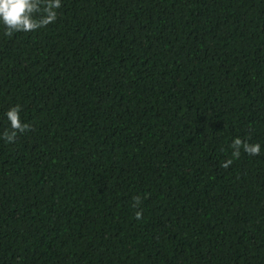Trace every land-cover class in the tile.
Listing matches in <instances>:
<instances>
[{"label": "trees", "instance_id": "1", "mask_svg": "<svg viewBox=\"0 0 264 264\" xmlns=\"http://www.w3.org/2000/svg\"><path fill=\"white\" fill-rule=\"evenodd\" d=\"M55 11L0 24V264H264V0Z\"/></svg>", "mask_w": 264, "mask_h": 264}, {"label": "clouds", "instance_id": "2", "mask_svg": "<svg viewBox=\"0 0 264 264\" xmlns=\"http://www.w3.org/2000/svg\"><path fill=\"white\" fill-rule=\"evenodd\" d=\"M44 5L42 8L41 5ZM61 7V0H0V24L6 29L5 35L11 36L16 32H31L41 27L54 23L57 19L55 9ZM43 12L39 18L35 14ZM21 109L19 105L10 108L7 113V119L10 122L11 131L4 132V139L8 143L15 142L17 133H23L30 129V125L22 123L20 120ZM231 147L234 149L232 155L239 158L240 149L249 155H259L261 145L259 143L250 144L235 138ZM232 159L227 160L222 167L228 168L232 164ZM137 204L140 198L136 197ZM142 213H136V219H141Z\"/></svg>", "mask_w": 264, "mask_h": 264}]
</instances>
